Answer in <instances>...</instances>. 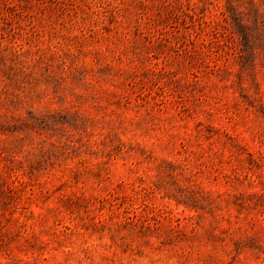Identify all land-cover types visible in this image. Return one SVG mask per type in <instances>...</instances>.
<instances>
[{
	"label": "rangeland",
	"instance_id": "obj_1",
	"mask_svg": "<svg viewBox=\"0 0 264 264\" xmlns=\"http://www.w3.org/2000/svg\"><path fill=\"white\" fill-rule=\"evenodd\" d=\"M0 264H264V0H0Z\"/></svg>",
	"mask_w": 264,
	"mask_h": 264
}]
</instances>
